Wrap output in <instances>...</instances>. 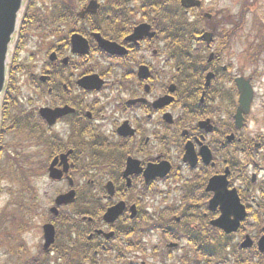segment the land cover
<instances>
[{"label":"flooded vegetation","instance_id":"1","mask_svg":"<svg viewBox=\"0 0 264 264\" xmlns=\"http://www.w3.org/2000/svg\"><path fill=\"white\" fill-rule=\"evenodd\" d=\"M180 1L29 3L16 45H31L42 62L35 73L10 62L0 153L8 147L15 157V145L33 152L36 177L64 188L41 224L56 235L65 228L48 257L70 251L83 264H264V167L250 161H264V103L258 120L251 117L254 84L264 76L234 65L230 34L219 36L217 26H172ZM192 12L184 14L193 19ZM105 42L114 45L109 52ZM90 77L99 81L94 87ZM239 77L252 100L238 121ZM247 120L262 132H250ZM160 163L168 172L150 181L145 172ZM70 191L74 203L56 207ZM114 207L119 216L105 221Z\"/></svg>","mask_w":264,"mask_h":264},{"label":"rangeland","instance_id":"2","mask_svg":"<svg viewBox=\"0 0 264 264\" xmlns=\"http://www.w3.org/2000/svg\"><path fill=\"white\" fill-rule=\"evenodd\" d=\"M201 1L204 2L202 9L194 11L193 13L195 16V23H197L202 30H208L214 27L216 28L217 26L220 32L233 31L235 28L233 25L241 19L242 16L240 17V15L244 11V6H247L248 10L244 16V24L240 30H234L232 36L231 43L236 49L235 58H241L240 60L235 59L234 65H244L245 68L243 71L246 73L245 75L252 73L251 76H256L255 79L264 76V63L262 62V60H264V0H249L248 3H245L247 0ZM176 9L179 11L178 7H176ZM204 14H209L212 18L207 21L203 20L202 18ZM17 48H20V50L17 51ZM211 49L209 50L212 51ZM35 52L37 53L35 48L31 45H27L26 43L24 46L22 43H18L12 51L10 62L13 63V61H15L17 64H21L23 69H28V71L35 73L33 67L42 62V56L37 54L35 57L33 55ZM243 58L245 59V62H243ZM17 74H19V71ZM19 78H21L20 74L17 76V79ZM155 81L156 80L150 83V85L156 84ZM7 84L10 86L13 83L11 80H8ZM254 86L255 99L252 106L251 117L258 120L261 107L264 103L262 100V94L264 92V78L262 81L256 82ZM22 88L23 87L20 89ZM8 92L10 93V90ZM26 94L27 93L23 91L20 93V96H26ZM223 116L224 115L221 114L219 119L223 118ZM247 125L250 132H262L259 130L261 127H256L255 123L250 120H247ZM10 139V137L7 138L8 141ZM235 158L239 159L237 155ZM251 159L253 160L250 161L256 160L261 165L260 167H264V161H262L259 157H252ZM3 165L7 168V170L5 174L3 173L2 178H0V227L3 228V231L7 233V236H10L11 238H9L6 245L0 248V264H12L13 262L11 257L7 255V247L12 245L16 246L21 243L24 244L25 252L22 251L18 256H16V264H27L26 260L28 258L39 255L38 246L43 244L40 224L50 218L48 210L53 205V199L56 194L64 190V188L62 185L50 183L46 180V178H37L36 175H34L35 177L32 175L27 178L22 177L20 174H16L8 168L4 158ZM12 169L17 170L16 168ZM25 186L29 187V192L25 191ZM34 204H37V208L34 207ZM26 210H32L30 221L27 220L29 223L31 222V229L16 237L15 233H18L19 231L17 227L22 224L19 216H23ZM33 211L36 213L34 217L35 219H33ZM74 211V208H70L65 211V214L71 216ZM24 220L26 219L24 218ZM61 220L62 218L59 217L58 221ZM65 220L66 219H64L63 222ZM66 233L70 236L72 235V232L69 230H67ZM152 240L156 241L157 238H152ZM76 244L79 243L76 242ZM68 263L69 260L65 258L61 261L57 260L56 264Z\"/></svg>","mask_w":264,"mask_h":264},{"label":"water","instance_id":"3","mask_svg":"<svg viewBox=\"0 0 264 264\" xmlns=\"http://www.w3.org/2000/svg\"><path fill=\"white\" fill-rule=\"evenodd\" d=\"M22 4L23 0H0V101L6 79L8 55L12 47V38L18 27L20 15L23 9ZM181 5L184 8H191L200 6V3L195 0H181ZM205 36L208 38L206 39ZM210 36V34H206L204 35V39H206V41L208 42ZM113 46V44L105 42L102 45V48L105 51L109 52L110 48ZM240 81L243 82L246 87L242 88L240 85ZM97 82H99L97 77L88 78V84L90 85V87H94ZM237 84L240 91V110L237 113L236 117L239 121L241 118L240 114L242 112L247 113L249 109V104L251 102V89L248 86V83L244 82L242 79H238ZM63 159L65 161V157ZM166 166L167 165H165L164 163H160L156 166L150 165V168L145 172V174H148V179H150V181L155 178H163L168 172V167ZM51 169L52 167L50 168V177L53 179H57L55 173H53ZM223 186L225 187V184ZM229 195L231 194L229 193ZM73 198V192L60 196L56 200V205L71 203L73 202ZM235 202L238 204L237 199ZM120 212L121 209H118V207H114L105 214L104 220L112 222L119 216ZM43 231L45 239L44 250H47L48 247L54 242V229L50 225H45ZM261 246H264V241L261 242Z\"/></svg>","mask_w":264,"mask_h":264},{"label":"trees","instance_id":"4","mask_svg":"<svg viewBox=\"0 0 264 264\" xmlns=\"http://www.w3.org/2000/svg\"><path fill=\"white\" fill-rule=\"evenodd\" d=\"M246 3V2H245ZM247 6L245 5L244 6V11H243V13L240 15V17H241V19H239V21L238 22H236L235 23V25H233L235 28H234V30H240L241 28H242V26H243V24H244V14L246 13V8ZM239 17V18H240ZM233 24H234V22H233ZM180 25H186V22H185V20H183L182 21V23L180 22ZM64 256H65V258L67 257V254H65L64 253ZM76 264H79V262L78 263H76Z\"/></svg>","mask_w":264,"mask_h":264},{"label":"bare ground","instance_id":"5","mask_svg":"<svg viewBox=\"0 0 264 264\" xmlns=\"http://www.w3.org/2000/svg\"><path fill=\"white\" fill-rule=\"evenodd\" d=\"M8 58H9V55H8Z\"/></svg>","mask_w":264,"mask_h":264}]
</instances>
